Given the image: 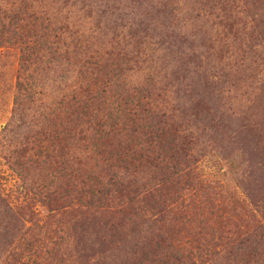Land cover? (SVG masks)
Returning a JSON list of instances; mask_svg holds the SVG:
<instances>
[{"label": "rangeland", "instance_id": "rangeland-1", "mask_svg": "<svg viewBox=\"0 0 264 264\" xmlns=\"http://www.w3.org/2000/svg\"><path fill=\"white\" fill-rule=\"evenodd\" d=\"M183 1L60 5L63 55L32 65L43 95L21 107V50L0 46V264H264V0ZM81 60L111 84L71 125ZM105 173L118 186L100 196Z\"/></svg>", "mask_w": 264, "mask_h": 264}, {"label": "trees", "instance_id": "trees-1", "mask_svg": "<svg viewBox=\"0 0 264 264\" xmlns=\"http://www.w3.org/2000/svg\"><path fill=\"white\" fill-rule=\"evenodd\" d=\"M28 1H32L37 4V8H39L38 12H29L30 5ZM192 1H194L196 4L203 3V5H208L210 2L213 3L214 1L224 0ZM227 1L229 3L234 2V0ZM19 3L20 4L17 7H15V4L12 5L8 13L0 9V14L3 15V20L0 19V46L12 40L19 46L21 50V70L22 75L24 76L20 77V81L18 83L19 97L16 101L17 106L21 107L25 101H34L36 98L35 95H43L42 93H37L33 90V84L31 83V80L34 78L33 74H35L36 71L31 72L32 65L36 66L35 70H38L39 66L43 63V58H45L47 55L46 53L51 55L52 59L55 60V57H60L63 55L62 51L64 50V47H66V42L63 40V28H53V25H55L53 22V15L58 10L60 5L63 7L75 6L79 3V0H19ZM141 4L146 6L156 5L162 6L164 8H172L180 4H187V1L142 0ZM38 30L40 33L37 32ZM65 52L67 53V51ZM67 60L70 62L69 58ZM76 63L81 64L79 74L83 81L79 84L78 88L74 90V94L70 97L69 101L62 105V108L67 110L66 112H62V114L64 115L65 119L69 120L68 123L71 125H74L77 121L81 120V116L86 118L91 117L93 115L94 108L98 103L104 105V87L111 84V80L107 77L112 74L108 73L107 68H104L103 66L94 69L88 61L83 62L81 60ZM112 66L115 67L114 71L119 69V63L116 61L112 64ZM49 68L50 67L47 63V66H45L44 69ZM27 73H29L28 76L26 75ZM117 75L119 74H114V76ZM116 81L118 82L119 80ZM117 82L112 85L117 87ZM128 102H130V105L133 106L135 103L139 104L141 100L137 97H133L131 101ZM65 129V131L68 130V128ZM60 135L61 133L54 131L52 136L50 135L49 139L59 140ZM62 141H64V138ZM36 145L34 143V147L32 148H26L25 145H22L20 148H18L15 152L16 163L22 167H25L26 163L21 164V161H24V157H26V155H28L32 161L34 158L38 157L35 151L41 146L39 144ZM28 150H31L34 153L30 154ZM105 175V177L108 178L106 183L101 182L98 178H93L97 182L96 185H99L97 188V193L100 196H104L107 192L108 193L106 196L111 194V191L113 190H111L108 186H118V180L115 175L110 173H105ZM129 175H132V173H129ZM54 177V175L51 176V178ZM85 185H88V183ZM45 189H47V187H45ZM88 190L89 192L86 193L90 196H99L96 193H92L90 189ZM48 191L49 189H47V192ZM48 194L49 195L47 197L50 202H58V198H52L54 193L48 192ZM254 243L255 240L251 241L247 239V247L240 248L241 250H244L248 258L256 257L255 251L259 248H256L257 245L253 247L254 250L247 251L248 248ZM258 245L261 247L260 242H258ZM173 264H184L183 257H176Z\"/></svg>", "mask_w": 264, "mask_h": 264}]
</instances>
